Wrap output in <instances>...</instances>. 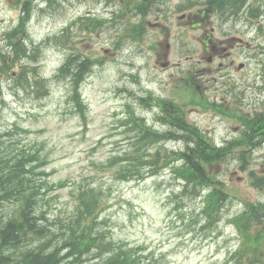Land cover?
Returning <instances> with one entry per match:
<instances>
[{
  "label": "rangeland",
  "instance_id": "obj_1",
  "mask_svg": "<svg viewBox=\"0 0 264 264\" xmlns=\"http://www.w3.org/2000/svg\"><path fill=\"white\" fill-rule=\"evenodd\" d=\"M24 1L30 5L28 46L36 47V61L30 65L46 78V88L43 92L28 84L16 85L0 72V133L9 148L15 142L17 149L24 147L39 160L45 159L40 167L41 180L47 182L42 196L52 220L49 228L57 227L55 219L92 221L93 215L86 219L77 207L78 192L93 185L102 188L101 225L94 223L109 230L114 240L141 245L158 259L156 264H224L241 241L231 217L241 213L246 203L264 202V185L255 184L264 178V136H258L257 130L247 136V142L255 141L247 144L248 166L242 169L233 159L214 166L227 200L209 219L203 212L209 189H201L199 195L181 194L182 181L169 166L142 180L122 178L126 161L117 157L132 150L133 131H126L120 120L126 110L134 111L146 118L149 127L164 128L158 122L157 106L148 101L143 105L140 99L153 95L181 106L186 120L213 144L234 140L242 134L241 116L251 119L264 112V49L245 50L234 67L216 69L215 62L198 63L196 52L212 51L193 48L188 40L184 43L181 21L164 12L162 0L150 3L153 9L144 14L130 12L133 0H52L48 4L0 0V37L19 21ZM85 15L97 18L93 32L71 24ZM137 25L140 33H130L137 31ZM68 28L73 36L68 49L54 42L39 47L43 39L48 41ZM74 48L95 61L81 85L86 107L80 112L71 99L70 78L55 76L65 50ZM189 56L194 58L188 60ZM238 62L245 67L239 70ZM162 63H168L167 68ZM182 147L180 140H163L149 145L146 153ZM173 164L179 165L177 160ZM260 247L264 248V236Z\"/></svg>",
  "mask_w": 264,
  "mask_h": 264
},
{
  "label": "trees",
  "instance_id": "obj_2",
  "mask_svg": "<svg viewBox=\"0 0 264 264\" xmlns=\"http://www.w3.org/2000/svg\"><path fill=\"white\" fill-rule=\"evenodd\" d=\"M135 1L133 12L144 14L150 1ZM48 2L51 3L52 0ZM22 9L26 15L21 14L16 26L5 30L0 37V71L9 72L11 68L18 67L19 77L28 74L29 79L35 80L37 87L43 89L44 78L37 77L35 67L28 65L34 62L33 54L36 47L29 48L25 44L26 16L29 10L26 2H23ZM85 19L91 20L88 26H85ZM93 20L97 18L81 16L72 23H79L81 29L93 32L97 26ZM135 28L137 31L131 29L130 33L138 35L140 26L137 25ZM68 30L69 28L65 29L61 36L49 40L54 39L59 46L68 49L69 40L73 37L69 35ZM91 65L90 57L74 48L69 50L57 69V75L70 76L71 99L79 112L81 108L86 107L79 86L90 71ZM19 81L22 82V79ZM141 99L144 100L143 105L148 103L145 101L147 98ZM156 101L161 110L158 118L165 125V130L149 127L146 118L134 111L126 110L124 118L121 119V125L125 126L126 131H133L131 138L133 141L130 144L133 146L132 150L125 151L123 158L117 157L121 161H126L122 167L124 170L121 168L120 171L122 178L142 180L148 175L158 173L161 167L169 166L175 176L182 181L181 194L193 192L199 195L201 189H209L204 197L203 212L209 219L215 218L213 215L227 200L225 198L227 192L224 182L215 177L213 168L220 162L229 163V159L235 160L242 169L246 164L248 166L250 157L246 151L247 144L255 142L253 139L247 142L250 130L254 131L250 123L254 122L257 130L264 131V114L245 119L243 133L239 137L218 145L213 144L199 127L188 122L184 111L174 102L165 99ZM3 136L0 133V264L157 263L158 259L153 258L155 257L153 253H145L141 245L128 246L126 242H118L111 237L105 227L95 225L94 221L101 225L99 224L102 210L99 206L101 187L88 185L78 192L81 203L77 208L83 210L82 216L86 219V216L93 215L92 221L55 219L53 221L57 223V227L50 229L48 222L52 220L44 208L46 204L43 203L42 196V188L45 190L47 182L41 180L44 170L40 166L45 163V159L40 156L39 160L35 152L24 147L17 149L15 142L10 143L13 146L9 148ZM163 140H180L183 147L172 152L162 153L160 149H156L146 153L149 145L153 146ZM176 160L179 165L173 164ZM255 184L263 186L264 178H258ZM231 218L241 242L233 251L230 264H264V248L260 247L264 236V202L246 203L244 210ZM91 258L94 261H91Z\"/></svg>",
  "mask_w": 264,
  "mask_h": 264
},
{
  "label": "flooded vegetation",
  "instance_id": "obj_3",
  "mask_svg": "<svg viewBox=\"0 0 264 264\" xmlns=\"http://www.w3.org/2000/svg\"><path fill=\"white\" fill-rule=\"evenodd\" d=\"M162 1L164 11L181 21L184 43L188 40L193 48L212 51L196 52L198 63L215 62L216 69L234 67L245 50L264 48V0ZM237 66L241 70L245 64Z\"/></svg>",
  "mask_w": 264,
  "mask_h": 264
}]
</instances>
